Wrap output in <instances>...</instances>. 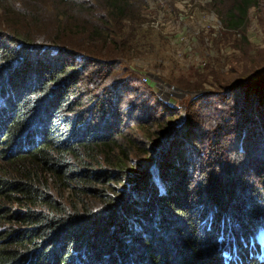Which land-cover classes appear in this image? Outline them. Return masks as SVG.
<instances>
[{"label": "trees", "instance_id": "1", "mask_svg": "<svg viewBox=\"0 0 264 264\" xmlns=\"http://www.w3.org/2000/svg\"><path fill=\"white\" fill-rule=\"evenodd\" d=\"M14 1L0 0V264H264L263 79L227 82L234 100L227 86L146 111L128 104L123 121L117 95L129 82L85 72L104 66L105 47L134 48L141 7L50 0L45 24L35 0ZM229 1L242 33L259 0ZM217 96L232 101L229 120L205 105Z\"/></svg>", "mask_w": 264, "mask_h": 264}, {"label": "rangeland", "instance_id": "2", "mask_svg": "<svg viewBox=\"0 0 264 264\" xmlns=\"http://www.w3.org/2000/svg\"><path fill=\"white\" fill-rule=\"evenodd\" d=\"M35 2V8L41 17L40 22L50 24L53 20L51 1L35 0ZM132 2L141 7L139 10H134L132 15L135 21L131 25L137 32L133 42L134 48L114 51L105 47L103 52L106 54L99 59L104 66L91 64L85 72L89 74L96 69L100 73L103 72L104 78L101 83L104 86L110 85L114 80L129 82V90L124 84L117 95L122 101L121 108L117 112L123 116V121H127L130 117L127 113L130 109L127 107L128 104L140 103L139 108L143 111L147 106L153 108L155 98L164 104L176 105L197 95L195 93L199 90L202 93L211 89L224 90L235 82L243 83L246 87L249 83L246 84V80L242 77L253 78L252 86H256V83L259 84V80L263 79L264 87V77H262L264 76V0H259L256 7L247 8L246 24L242 33L231 26L228 18V10L231 6L229 0H132ZM14 12H18V8H14ZM73 16L70 13V17ZM7 17L3 12L0 21L7 20ZM2 26L5 27L4 24ZM0 41L5 42L1 37ZM212 81L218 82L221 86L212 88L209 86ZM119 84L121 83H117L116 86L119 87ZM82 87H87V84ZM181 88L192 89L195 92L188 94L182 91L181 94L178 90ZM130 90L135 93L129 92ZM232 91H234L230 94L232 100L237 99L239 90L234 87ZM214 98L205 104L208 109L222 116V121L224 118L229 120L230 116L233 117L230 106L233 104L232 101L223 102L228 100V95L224 96L223 101L221 96ZM145 99L148 101L144 102ZM141 110L136 109L132 116L133 121L143 117ZM157 111L159 114L161 108L158 107ZM113 112L111 115L114 114ZM233 121L231 119L222 126L233 131L231 127ZM161 123L151 120L147 122L151 131H157ZM145 126L146 124L144 128L133 132L136 135H143L140 131L142 129V132L146 133ZM219 133L218 139L217 134L210 135L214 142L228 138L225 131ZM188 145L187 152L191 153V146ZM135 159L132 158L128 166H131ZM257 241L263 246L264 251V224L259 228Z\"/></svg>", "mask_w": 264, "mask_h": 264}]
</instances>
